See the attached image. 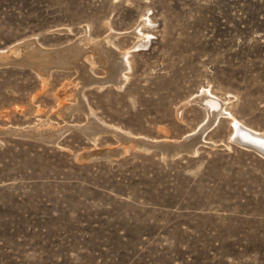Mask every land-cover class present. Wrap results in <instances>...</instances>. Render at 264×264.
I'll use <instances>...</instances> for the list:
<instances>
[{"label": "rangeland", "instance_id": "374dc122", "mask_svg": "<svg viewBox=\"0 0 264 264\" xmlns=\"http://www.w3.org/2000/svg\"><path fill=\"white\" fill-rule=\"evenodd\" d=\"M108 33L122 87L86 82ZM0 61V264H264V155L230 117L171 158L111 132L180 140L202 91L264 132V0H0Z\"/></svg>", "mask_w": 264, "mask_h": 264}, {"label": "bare ground", "instance_id": "6f19581e", "mask_svg": "<svg viewBox=\"0 0 264 264\" xmlns=\"http://www.w3.org/2000/svg\"><path fill=\"white\" fill-rule=\"evenodd\" d=\"M116 36V34H107V36L104 38V41L102 42V44H99V46L101 45L102 49L99 50L100 54H98L97 52L95 53L97 57L98 55L100 56L99 59L101 61V63H103L104 66L109 67V71L111 72L110 74H108V76L106 77H95V76H89L86 79V82H92L93 84L97 83L100 85H105L106 83H113L118 87H122V85H124L125 81H126V76L124 74V71L128 68V61L126 59V52H122V53H114L115 57L114 60L115 62L112 61L111 58H109V56L105 55V53L107 52V54H109V52H111L110 47H108L109 43L112 41V39H114V37ZM103 39V38H102ZM78 42V38L77 40L72 44H77ZM141 43V42H140ZM24 44V43H23ZM35 45V44H34ZM142 45V44H141ZM98 46V47H99ZM30 50V49H29ZM40 50V49H39ZM38 50V51H39ZM64 50V48H63ZM97 50V49H96ZM95 50V51H96ZM32 52V51H31ZM63 53H61L58 57L62 58L65 56L64 51H62ZM79 52L82 51H76L75 53H73L74 55V59L79 57ZM103 52V53H101ZM114 52V51H112ZM41 53V52H40ZM45 53L48 54V52L45 51ZM33 54V53H32ZM94 54V55H95ZM98 54V55H97ZM19 57V56H18ZM21 57V56H20ZM56 57V58H57ZM20 59V58H19ZM23 59V58H22ZM9 60V59H8ZM11 61L12 58L10 59ZM65 60V59H64ZM62 60V61H64ZM9 61V62H11ZM17 61V60H16ZM19 61V60H18ZM67 61H69V59H67ZM1 62V61H0ZM15 62V61H14ZM7 63V60H6ZM12 63V62H11ZM24 64V63H23ZM36 64V63H35ZM82 64V63H81ZM14 65V64H12ZM29 65V64H28ZM33 65V64H32ZM31 65V66H32ZM86 65V64H85ZM83 65L81 66V70L82 71H87V67ZM101 65V64H100ZM40 66V65H39ZM75 66V65H74ZM88 66V65H87ZM93 66V65H92ZM112 68V70H110ZM90 68V67H89ZM38 69V68H37ZM36 69V70H37ZM47 70V69H46ZM38 71V70H37ZM43 71V70H41ZM45 71V70H44ZM43 71V72H44ZM48 71V70H47ZM40 72V71H39ZM42 72V73H43ZM81 73V71H79ZM78 72V73H79ZM41 73V74H42ZM86 73V72H85ZM38 74V72H37ZM45 74V73H44ZM87 74V73H86ZM89 74V73H88ZM47 74H45L46 76ZM91 75V74H89ZM40 76V75H39ZM83 76V75H82ZM87 76V75H86ZM80 81V80H79ZM82 83V82H81ZM90 84V83H89ZM83 86V85H82ZM81 86V87H82ZM115 86V87H116ZM73 88V87H72ZM83 89V88H82ZM74 90V89H73ZM77 90V89H76ZM81 90V89H80ZM60 92V91H59ZM71 92V91H70ZM195 101L196 103H198L200 106H202L207 113V119H206V123H204L203 126L199 127V129H197L196 131L189 133L185 136H183L180 140H175L173 142H169V141H159V142H153V141H149L146 139H138V138H131L123 133H119L116 130H111L112 134L115 133L117 136L120 137V139L122 140V142H124L125 144L127 143H132L135 147L142 149L144 151H151L153 148H156L158 151H160L162 153V156H166L168 158L171 157H176L178 155H180L181 153H194L196 151V147L199 143L204 142L203 140V134L205 133V131L209 128H211L213 125H215V123L218 122V120L223 117L225 118V116L230 117L231 118V141L232 142H237L238 144L246 147V148H250L253 150L258 151L259 153L264 155V132H256L252 129L247 128L246 126H244L241 122L237 121L236 119H234L233 117L230 116L229 113H227L225 111V107H224V102L222 103L221 101H219L216 97H214L213 95H211L208 91H202L201 94L195 96L194 98H191L190 101L185 102L183 104H181L178 107V112L180 113V111L183 109L184 106H186L187 104L189 105V103ZM84 102V101H82ZM192 104V103H191ZM197 104V105H198ZM179 105V104H178ZM61 107V106H60ZM65 107V106H64ZM68 107V106H67ZM70 107V106H69ZM66 108V107H65ZM185 108V107H184ZM60 109V108H59ZM62 109V108H61ZM71 109V108H69ZM66 112V111H65ZM56 113V112H55ZM67 113V112H66ZM88 118H92L90 116V114L87 115ZM92 120V119H91ZM49 123V122H48ZM52 123V122H51ZM41 124V123H40ZM38 125V124H37ZM46 125V124H45ZM90 125V124H88ZM40 126V125H39ZM42 126V125H41ZM87 126V125H86ZM91 126V125H90ZM89 127V126H87ZM47 128V127H46ZM52 128V127H51ZM62 128V127H61ZM104 128H102L103 130ZM105 130V129H104ZM59 131V129H58ZM102 132V131H101ZM52 133V132H51ZM56 133V132H55ZM53 133V134H55ZM58 133V132H57ZM50 135V134H49ZM93 134H91L92 136ZM48 136V134H47ZM115 136V135H114ZM39 137V136H38ZM55 138V137H54ZM93 141H94V137ZM210 145L214 146L213 142L209 143ZM124 145V144H123ZM222 145V144H221ZM125 148L123 146L118 147L115 150L116 155H121L124 153ZM109 154V153H108ZM104 155V154H103ZM106 156V155H105ZM112 156V155H110ZM108 157V156H107Z\"/></svg>", "mask_w": 264, "mask_h": 264}, {"label": "water", "instance_id": "95a60500", "mask_svg": "<svg viewBox=\"0 0 264 264\" xmlns=\"http://www.w3.org/2000/svg\"><path fill=\"white\" fill-rule=\"evenodd\" d=\"M63 33H66V32H63ZM154 150H157V149H156V148H153V149L151 150V152L154 151Z\"/></svg>", "mask_w": 264, "mask_h": 264}, {"label": "snow or ice", "instance_id": "6c2138e0", "mask_svg": "<svg viewBox=\"0 0 264 264\" xmlns=\"http://www.w3.org/2000/svg\"><path fill=\"white\" fill-rule=\"evenodd\" d=\"M262 146H264V145H262Z\"/></svg>", "mask_w": 264, "mask_h": 264}]
</instances>
